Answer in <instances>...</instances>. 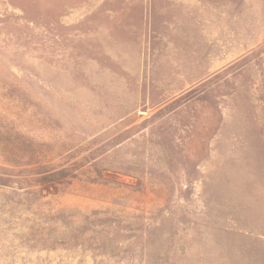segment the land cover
<instances>
[{"label": "rangeland", "instance_id": "obj_1", "mask_svg": "<svg viewBox=\"0 0 264 264\" xmlns=\"http://www.w3.org/2000/svg\"><path fill=\"white\" fill-rule=\"evenodd\" d=\"M0 264H264V0H0Z\"/></svg>", "mask_w": 264, "mask_h": 264}]
</instances>
